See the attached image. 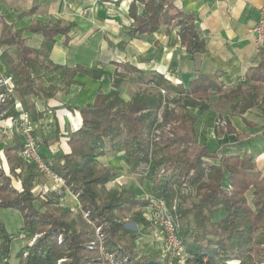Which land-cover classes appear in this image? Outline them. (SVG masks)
<instances>
[{"label":"trees","instance_id":"16d2710c","mask_svg":"<svg viewBox=\"0 0 264 264\" xmlns=\"http://www.w3.org/2000/svg\"><path fill=\"white\" fill-rule=\"evenodd\" d=\"M129 16L133 20L132 36L153 34L162 25L175 26L189 55L205 51L195 14L179 9L173 0H132ZM0 22L5 30L0 46H16L17 57L10 58L6 75L12 77L17 97L34 126L43 116L35 98L51 99L58 91L56 86H44L34 77L35 69L48 67L57 71L69 86L78 83L74 79L77 73L94 79L104 75L96 68H69L49 60L55 38L63 35L68 43L73 24L55 21L29 26L28 31L43 38L41 47L34 49L22 39L20 30L3 21L1 14ZM261 53V63L247 74L249 83H239L231 89H225L222 73L199 74L184 86L161 74L145 75L131 65L121 64L124 73L116 74L114 88L97 92L92 102L77 108L82 125L70 134L69 152L51 155L41 149L58 141V134L37 140L39 155L64 181L63 187L47 192L44 198L33 191L43 174L22 154L23 134L16 133L8 142L0 143L11 174L22 183L21 189L14 188L10 176L0 169V208L15 209L23 215V225L15 234L8 232L0 218V264H58L63 258L64 264H109L98 254L96 227L103 235L106 250L126 258L124 264H177L169 255L161 257L157 252L134 254L133 245L139 236L136 230L126 227V222L148 224L136 211L148 201L135 193L107 187L117 175L101 160L109 153H123L130 171L144 174L150 184L148 193L164 199L170 209L175 206L178 220H185L179 232L185 264H264V175L255 169L250 157L220 156L219 151L198 143L195 117L190 113V108L209 109L214 95L230 103L231 112L240 116L252 108L264 113V97L260 95L264 52ZM132 72L138 73L146 86L126 101L120 86ZM149 84L152 87H147ZM10 113L17 115L13 109ZM165 125H170L167 134L162 131L152 136L155 128ZM227 130L236 132L230 126ZM33 133L37 137L35 128ZM67 191L76 196L80 206L76 217H72L70 208L62 207ZM219 209L225 214L214 220L213 214ZM82 211L87 213V219ZM21 234L26 238L39 236L32 245L17 252L15 262L12 246ZM89 244L97 248L90 250Z\"/></svg>","mask_w":264,"mask_h":264},{"label":"crops","instance_id":"0c3cea01","mask_svg":"<svg viewBox=\"0 0 264 264\" xmlns=\"http://www.w3.org/2000/svg\"><path fill=\"white\" fill-rule=\"evenodd\" d=\"M131 1L103 0L95 5L93 0H0L3 21L20 30L22 39L34 49L41 47L43 38L28 31L29 26L55 21L75 26L68 43L63 35L55 38L49 56L53 64L69 68H96L104 72L96 79L77 73L74 79L78 83L70 86L59 72L48 67L32 72L44 86L58 88L54 98H35L37 109L43 113L34 127L39 141L59 135L58 141L41 147L47 154L70 151V134L82 125L77 108L92 102L97 92L113 89L116 74L124 70L121 64L131 65L145 75L161 74L172 83L184 86L199 74L222 73L225 89H231L239 83H249L248 72L261 63L264 40L258 43L253 29L264 12V0H173L179 9L196 16L197 30L206 47L203 53L195 55L186 52L178 34L179 28L175 26L167 28L162 25L153 34L132 36ZM88 7L93 11L83 14ZM4 37L5 30L0 22V41ZM16 57L14 44L1 45L0 71L6 73L10 58ZM134 75L128 73L120 86L126 101L139 90L138 86H146L139 81L133 83L128 80ZM148 86L152 87L151 84ZM260 95L264 97V86ZM211 102L207 110L190 108L195 117L196 141L219 151L220 156L237 154L250 157L255 169L264 175V113L258 108L249 109L243 116L232 113L230 103L219 95H214ZM220 118L226 120L225 127H217ZM228 126L236 132H229ZM2 137L0 130V141L4 140ZM113 158L124 161V154L109 153L101 160L110 168L127 174V177L120 178L129 179L127 164L117 167ZM40 179L41 183L44 179H47L46 184L51 182L45 175ZM114 179L107 184L108 188H115ZM37 186H40V180ZM144 228L146 231L153 230L151 226Z\"/></svg>","mask_w":264,"mask_h":264},{"label":"rangeland","instance_id":"374dc122","mask_svg":"<svg viewBox=\"0 0 264 264\" xmlns=\"http://www.w3.org/2000/svg\"><path fill=\"white\" fill-rule=\"evenodd\" d=\"M0 72L3 73L5 76H7L6 73H4L3 71H0ZM120 72L122 74V73H124V70H122ZM132 73H135V72H132ZM135 74L136 75H134L133 77H131L128 80H130L133 83L137 82V81H139V83H141V81L139 79V77H140L139 74L138 73H135ZM7 77H10V76H7ZM145 81H146V78L142 80V82H145ZM13 83H14V81H13ZM140 87L138 86V89ZM0 89H1L0 92H3V93L6 92V90H7L6 86L0 87ZM15 101H18L19 103H21L20 99L17 97L16 86H15V83H14L13 93H11L10 95L8 94L7 97H6V103H2L0 105V127H1V124H3V122H5V120L8 119V116L13 115V114L10 113L11 110L13 109V110L16 111ZM170 106L174 107L175 105L174 104H170ZM32 125H33V122H32ZM33 127H35V126L33 125ZM0 130H1V128H0ZM1 134H2V132H1ZM2 138L4 140L3 141L1 140L0 143L8 142L11 137L8 138V137H5L3 135ZM37 139H38V137H37ZM0 154H1V157L3 159V165L0 166V169H3L5 171V173L8 176H10V178L12 180V186L14 188H16L18 190L21 189L22 188V183H21L20 179L11 174V172L9 170V167H8V165L6 163L5 156H4L3 152H0ZM114 156L115 155H113V157ZM113 163H115V165L117 167H122L123 164L127 163V161H126L125 157H124V161L121 160V159H118V158H113ZM116 171H117V175L115 176V178L116 177L120 178L121 176L127 177L126 173L120 172L119 170H116ZM17 172H19V170ZM128 175H129V179H125V177H124V180L122 179V182H121L122 185L118 184L117 182H114L115 189L116 190H120V191L121 190H125V191L131 192V193H135L138 197L145 198L146 195L149 194L148 192H149V189H150V184L145 179L144 174L142 175V173H140V172L134 173V172L130 171V169H128ZM131 175H133L132 179H130ZM114 180H116V179H114ZM46 183H47V179H44V183H41V179H40V187L44 186V184H46ZM226 184H229V183H226ZM48 185H50V184H48ZM40 187L37 189L38 190L37 192L35 191L36 192L35 195L37 193H39L38 197H40V193H41L40 192ZM190 190H191V192H193V190L191 188H190ZM45 196H46V193L41 195L40 198H44ZM76 201H77L76 196L74 194H71V192L67 191L66 198L63 199L62 207H64V205H65L68 208H70L71 211H72V217H76L78 215V212L80 211V206H78ZM188 201H189V199H188ZM174 204L176 205L177 201H174ZM36 205L39 206L38 204H36ZM136 211L141 213L142 218H144V220L146 222H148V224L145 223V222H139V223H134V222H130V221L126 222V227L127 228L136 230L138 232L139 238L136 240L135 244L133 245L134 254L135 255H143V254L157 252V253H159L161 255V257H164L166 255L165 252H164V244L159 239H157V238L153 239L152 238L153 234L155 233V229H156L155 225L152 222L148 221L144 217L143 212H142L141 209L137 208ZM224 214H225V212L223 210L219 209L218 211H216L213 214V219L214 220L220 219L221 217L224 216ZM82 216L85 219L88 218L87 217L88 216L87 213L83 212V211H82ZM0 218L4 221V223L6 225V228H7L9 233H13V234L18 233L20 231L22 225H23V215H22L21 212L15 210V209L0 208ZM181 222L183 224V223H185V220L184 221L183 220L179 221V224H181ZM142 226H143V228L144 227H147V228L149 227L150 228V226H151L153 228V230L152 231H146L147 229H145V228L142 229ZM96 229L98 231L95 232V239H97L98 242H100V245H99V247L97 249L99 256H101L103 258L104 262L107 261L109 264H124V262L127 261L126 258L122 259L121 257H117L115 255V253L108 252L106 250L105 246L103 245V238H102L103 235L101 234V231H99V229L97 227H96ZM99 232H100V234H99ZM38 236L39 235H35L32 238H26L24 234H21V239L15 240L14 243H13V246H12V259H13V261L16 260L15 256H16L17 252L22 247H24L25 245H32L35 242V240L37 239ZM154 236H155V234H154ZM59 240H60V242H62V238L61 237H59ZM88 247H89L90 250L97 248L94 245H90V244H89ZM65 261H66L65 258L60 259L58 264H64Z\"/></svg>","mask_w":264,"mask_h":264},{"label":"built area","instance_id":"2783aa9c","mask_svg":"<svg viewBox=\"0 0 264 264\" xmlns=\"http://www.w3.org/2000/svg\"><path fill=\"white\" fill-rule=\"evenodd\" d=\"M94 4L97 5L102 0H93ZM93 11V8L88 7L83 10V14H89ZM253 32L255 34L256 41L258 43L263 42L264 40V12L261 13L260 18L255 25ZM6 86V92H0V105L6 103L7 95L13 93L14 83L11 77L5 76L0 72V87ZM1 91V89H0ZM164 94L165 91L161 90ZM17 115L8 116V119L1 124V132L5 137H12L16 133H21L25 139V148L22 152L23 156L34 162L38 169L43 175H45L48 180H50V185L44 184V186H36L34 192L38 191L40 187L41 195L49 192L58 190L64 185V181L59 177L41 158L38 153V139L34 135V127L30 120L28 113L24 110L21 103L15 101ZM159 122H162V118L159 115ZM217 127H225L227 125L226 120L223 118L218 119L216 123ZM170 130V125H165L162 128H155L152 132V136H159L162 131L166 134ZM209 160V159H208ZM113 181V180H112ZM114 182L122 185V178H117ZM145 199L148 201L146 206H143L141 209L144 217L152 222L155 229L154 239H159L164 244V252L166 255H169L171 259L176 261L177 264H185V247L182 243L179 232L180 224L179 220L176 217L174 210L175 206L170 209L167 202L164 199L156 198L151 194H147ZM143 228V226H142Z\"/></svg>","mask_w":264,"mask_h":264}]
</instances>
